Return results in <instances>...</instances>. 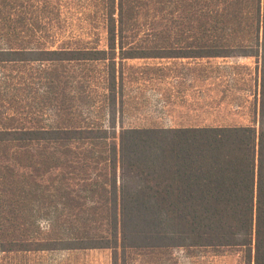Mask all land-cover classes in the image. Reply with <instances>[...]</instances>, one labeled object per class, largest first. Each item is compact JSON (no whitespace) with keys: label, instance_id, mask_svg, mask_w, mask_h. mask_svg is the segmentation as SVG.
<instances>
[{"label":"trees","instance_id":"16d2710c","mask_svg":"<svg viewBox=\"0 0 264 264\" xmlns=\"http://www.w3.org/2000/svg\"><path fill=\"white\" fill-rule=\"evenodd\" d=\"M95 2L105 49L35 50L24 40L0 49V69L102 64L101 108L108 112L107 124L74 120L89 93L73 87L61 97L64 127L0 119V256L109 250L111 264H127L130 253L236 249L249 264H264V0ZM21 26L14 24L15 34ZM217 58L261 59L253 125L147 128L116 120L124 61ZM64 79L68 88L80 84L75 73ZM73 165L85 174L102 168L103 184L84 185L77 201L70 192L47 205L60 217L42 239L30 237L21 226L46 197L42 179L50 168ZM20 166L34 175L16 173Z\"/></svg>","mask_w":264,"mask_h":264},{"label":"rangeland","instance_id":"374dc122","mask_svg":"<svg viewBox=\"0 0 264 264\" xmlns=\"http://www.w3.org/2000/svg\"><path fill=\"white\" fill-rule=\"evenodd\" d=\"M90 1L0 0V49L20 45L22 40L28 42V49L35 50L105 49L99 6L95 0ZM18 23L23 25V32L15 34L14 24ZM6 33H9V36H4ZM101 65L95 64L93 69L70 70L66 69L64 64L36 63L26 69H0V119L12 116L14 123L19 119V125L27 127H64L68 119L62 112L61 97L64 92L68 93L75 87L78 93H89V98L81 104L82 113L79 117L73 119L96 124L106 123L108 112L105 113L101 108L104 104L103 97L106 95L101 84ZM260 68V58L124 61L123 91L120 98L123 106L121 115H116V120L126 127L147 128L190 125L251 126L256 119ZM190 71L200 73L199 75L209 80L203 82L202 77L198 78L195 81L197 91L184 93L185 98L182 100L177 90L182 82L175 78L186 76ZM72 73H75L80 84L65 87L64 78ZM84 97L82 96L83 99ZM193 114L197 115V118H191L190 115ZM255 126L258 128L257 124ZM75 166L61 167V170L50 168L42 179L46 197L38 206L39 209L31 213L21 226L29 230L30 237L42 239V234L52 227L58 216L60 217L61 212L47 205L65 201L64 194L70 192L74 193L72 196L77 201V195L84 185L95 186V183L99 182L103 184L102 177H99L100 173L105 174L102 168L95 171L90 167L85 174L81 166ZM14 171L20 175H34L31 168L20 166L14 168ZM51 193L57 197H50ZM27 202L31 203L29 199ZM65 215H62L61 219L65 220ZM17 223V228L20 229L21 222L18 220L14 225ZM13 232L19 234L18 229L14 227ZM0 264H111V252L85 250L14 253L6 258L0 256ZM127 264L249 262L247 254L242 250L191 249L130 253Z\"/></svg>","mask_w":264,"mask_h":264},{"label":"crops","instance_id":"0c3cea01","mask_svg":"<svg viewBox=\"0 0 264 264\" xmlns=\"http://www.w3.org/2000/svg\"><path fill=\"white\" fill-rule=\"evenodd\" d=\"M217 59H222V58H217ZM175 60V59H173ZM179 60H190V59H179ZM201 60H213V59H201ZM200 73H195V71H190L189 73L186 74V76H178L175 78V80H180V82L182 83H179V87H178V91L180 92L179 95H180V98L182 100H184V93H188V91H197L198 87L195 85V81L198 80V78H203V82H206L207 79L209 80V78L206 79V77L204 76H201L199 75ZM182 85V87H181ZM171 95V94H170ZM199 95V94H197ZM191 112V111H190ZM193 113V111H192ZM191 118H197V115H190Z\"/></svg>","mask_w":264,"mask_h":264}]
</instances>
